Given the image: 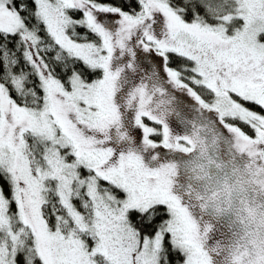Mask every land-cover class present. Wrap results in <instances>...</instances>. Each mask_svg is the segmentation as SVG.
Listing matches in <instances>:
<instances>
[{"label":"snow or ice","instance_id":"6c2138e0","mask_svg":"<svg viewBox=\"0 0 264 264\" xmlns=\"http://www.w3.org/2000/svg\"><path fill=\"white\" fill-rule=\"evenodd\" d=\"M0 264H264V0H0Z\"/></svg>","mask_w":264,"mask_h":264}]
</instances>
